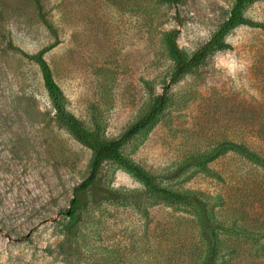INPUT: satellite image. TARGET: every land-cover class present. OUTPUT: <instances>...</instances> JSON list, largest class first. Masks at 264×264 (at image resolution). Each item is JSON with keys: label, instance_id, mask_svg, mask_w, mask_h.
I'll return each instance as SVG.
<instances>
[{"label": "rangeland", "instance_id": "rangeland-1", "mask_svg": "<svg viewBox=\"0 0 264 264\" xmlns=\"http://www.w3.org/2000/svg\"><path fill=\"white\" fill-rule=\"evenodd\" d=\"M41 1L59 31L45 58L66 106L104 137L120 136L170 81L167 34L178 29L191 55L235 2ZM245 14L264 21V0ZM55 39L35 0H0V264H208L209 239L193 207L163 200L113 160L98 181L113 198L91 202L77 238L66 239V211L92 150L57 121L40 66L25 56ZM226 39L232 48L172 83L155 126L122 152L159 185L206 202L219 225L215 264H264V165L228 150L208 170L184 166L224 139L264 156V30L239 25Z\"/></svg>", "mask_w": 264, "mask_h": 264}, {"label": "trees", "instance_id": "trees-1", "mask_svg": "<svg viewBox=\"0 0 264 264\" xmlns=\"http://www.w3.org/2000/svg\"><path fill=\"white\" fill-rule=\"evenodd\" d=\"M35 1L39 6L42 20L56 39L53 43L44 46L36 53L26 52L25 56L34 60L40 66L44 85L48 90L56 110L55 115L57 121L62 126L66 127V129L81 143L92 150L89 161L90 172L74 188V195L71 199L70 207L66 211V218L63 223L66 239L73 243L77 238V227L82 220L86 207L91 202H100L101 200L113 198L111 195V193L114 192L113 190L98 184L101 178L100 172L103 162L105 160H113L124 166L137 178L143 181L149 189L157 193L163 200L183 203L193 207L200 217L204 232L209 239L210 247L207 263L215 264L218 243L217 228L219 225H216L210 218L206 202L198 197L194 190L179 191L159 185L157 183V177L153 173L135 163L122 152V146L135 135L150 130L155 126L160 115L164 112L169 103L170 98L167 91L172 83L177 82L185 74L199 67L214 52L232 48V43L226 39V36L232 32L233 29L239 25H250L260 27L264 30V21L254 20L245 14L247 7L256 0H235L229 16L220 24L211 38L191 55L184 51L178 44L179 30H171L167 34L166 41L169 55L174 60L176 67L170 81L165 85L163 92L156 97L148 111L137 121L129 125L128 128L117 137L102 136L98 127H87L79 117L67 108L64 91L55 79L53 70L45 58V53L59 43V31L52 20L47 18L46 11L42 9V1ZM171 1L178 4L182 0ZM10 47L19 49L12 42H10ZM147 84L149 85L148 81ZM228 150H234L253 162L264 165V156L250 148L247 144L231 139H224L209 150L188 156L184 166L199 165L203 169L208 170V163Z\"/></svg>", "mask_w": 264, "mask_h": 264}]
</instances>
